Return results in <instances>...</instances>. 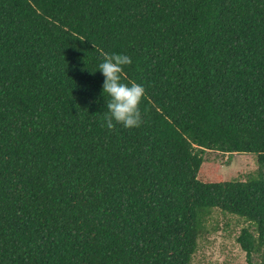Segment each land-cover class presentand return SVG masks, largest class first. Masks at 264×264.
I'll list each match as a JSON object with an SVG mask.
<instances>
[{
    "label": "trees",
    "instance_id": "16d2710c",
    "mask_svg": "<svg viewBox=\"0 0 264 264\" xmlns=\"http://www.w3.org/2000/svg\"><path fill=\"white\" fill-rule=\"evenodd\" d=\"M101 50L139 127L103 126ZM207 151L257 173L203 182ZM215 208L264 264V0H0V264H190Z\"/></svg>",
    "mask_w": 264,
    "mask_h": 264
},
{
    "label": "rangeland",
    "instance_id": "374dc122",
    "mask_svg": "<svg viewBox=\"0 0 264 264\" xmlns=\"http://www.w3.org/2000/svg\"><path fill=\"white\" fill-rule=\"evenodd\" d=\"M203 158L198 173L203 182L245 181L257 173L256 157L252 154L228 155L207 151ZM242 229L255 233L254 224L245 218L217 208L211 210L204 221L190 264H247L245 253L237 243ZM251 260V264H260L261 253L254 254Z\"/></svg>",
    "mask_w": 264,
    "mask_h": 264
},
{
    "label": "clouds",
    "instance_id": "9594fccd",
    "mask_svg": "<svg viewBox=\"0 0 264 264\" xmlns=\"http://www.w3.org/2000/svg\"><path fill=\"white\" fill-rule=\"evenodd\" d=\"M102 59L96 65L103 76L101 95L106 110L103 113V126L109 130L121 125L126 129L139 127L145 120L140 107L146 94L143 83L122 80L124 67L132 63V57L123 52H107L101 50ZM106 98V99H105Z\"/></svg>",
    "mask_w": 264,
    "mask_h": 264
}]
</instances>
